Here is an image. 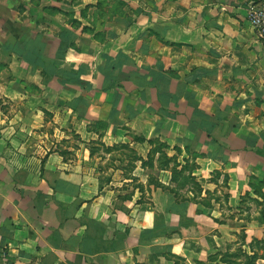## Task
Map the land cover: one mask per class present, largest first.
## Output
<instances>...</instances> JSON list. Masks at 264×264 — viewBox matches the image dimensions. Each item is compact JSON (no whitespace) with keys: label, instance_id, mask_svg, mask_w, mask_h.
Listing matches in <instances>:
<instances>
[{"label":"crops","instance_id":"obj_1","mask_svg":"<svg viewBox=\"0 0 264 264\" xmlns=\"http://www.w3.org/2000/svg\"><path fill=\"white\" fill-rule=\"evenodd\" d=\"M251 3L0 0V264H221L264 242ZM163 155L202 191L173 193Z\"/></svg>","mask_w":264,"mask_h":264},{"label":"trees","instance_id":"obj_2","mask_svg":"<svg viewBox=\"0 0 264 264\" xmlns=\"http://www.w3.org/2000/svg\"><path fill=\"white\" fill-rule=\"evenodd\" d=\"M156 149L153 151V153L157 152V151H162L163 149L166 148V146L159 144L155 147ZM106 151H110V149H106ZM153 161V158L150 156V158H148V162ZM160 164L162 165V167L165 168H169L170 164H173V172H172V182L177 184L176 188L171 189V191L173 193H175L176 195L183 189H185L187 186L190 187V189H192V191H196V192H201V186L198 184V182L196 181V179L192 176V172L196 170L197 166L196 164H189L186 163L181 170H178V167L180 166V164L178 163V161L174 158H168L166 155H163L159 158ZM146 162H143V164L145 165ZM187 171L190 172L189 174H187ZM254 193L264 199V194L261 191V187H255L254 188ZM250 201H255V200H251ZM243 203V201H242ZM256 204L258 202H255ZM240 237L242 238V241L245 243L246 240V234L242 233L240 235ZM251 245L250 246V254H244L242 253V251H238L236 253L233 254H229V252H227L225 254V256L223 255V257L221 258L220 262L221 264H236V261L239 259V257H244L246 259L247 264H256L260 259H262L264 261V255L261 256V254L259 253V251L257 252V250H255V247ZM263 246H264V242H263ZM254 248V249H253ZM253 250V251H252ZM264 250V247H263ZM260 254V255H259ZM216 258L212 259V261H215Z\"/></svg>","mask_w":264,"mask_h":264},{"label":"rangeland","instance_id":"obj_3","mask_svg":"<svg viewBox=\"0 0 264 264\" xmlns=\"http://www.w3.org/2000/svg\"><path fill=\"white\" fill-rule=\"evenodd\" d=\"M120 150V148L118 149ZM150 164V162H146V164ZM149 176H151L152 178H155L153 176V174H150ZM246 200H244L245 202ZM245 208L247 206H244ZM253 245L255 247V250H257V252L259 251V253L262 252L261 256L264 255V250H263V241L259 240L257 238L253 239L250 243L247 241V235H246V240L245 243L242 241V238L239 236V239L237 242H235L234 244H227L226 245V251L224 253V256L227 252H229V254H233L236 253L238 251H242V253L244 254H250V246ZM252 246V247H253ZM254 249V248H253ZM253 251V250H252ZM260 255V254H259ZM236 264H247L246 259L244 257H239V259L236 261Z\"/></svg>","mask_w":264,"mask_h":264},{"label":"built area","instance_id":"obj_4","mask_svg":"<svg viewBox=\"0 0 264 264\" xmlns=\"http://www.w3.org/2000/svg\"><path fill=\"white\" fill-rule=\"evenodd\" d=\"M247 18L264 45V6L251 3L248 7Z\"/></svg>","mask_w":264,"mask_h":264}]
</instances>
